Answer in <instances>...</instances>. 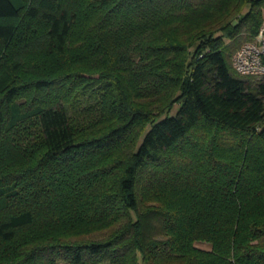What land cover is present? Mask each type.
Here are the masks:
<instances>
[{
  "label": "trees",
  "instance_id": "1",
  "mask_svg": "<svg viewBox=\"0 0 264 264\" xmlns=\"http://www.w3.org/2000/svg\"><path fill=\"white\" fill-rule=\"evenodd\" d=\"M262 20L0 0V264H264V77L231 65Z\"/></svg>",
  "mask_w": 264,
  "mask_h": 264
},
{
  "label": "built area",
  "instance_id": "2",
  "mask_svg": "<svg viewBox=\"0 0 264 264\" xmlns=\"http://www.w3.org/2000/svg\"><path fill=\"white\" fill-rule=\"evenodd\" d=\"M231 65L238 74L264 77V20L256 35L234 52Z\"/></svg>",
  "mask_w": 264,
  "mask_h": 264
},
{
  "label": "rangeland",
  "instance_id": "3",
  "mask_svg": "<svg viewBox=\"0 0 264 264\" xmlns=\"http://www.w3.org/2000/svg\"><path fill=\"white\" fill-rule=\"evenodd\" d=\"M98 234H100V233H98ZM195 245H196V247H199V248L210 249L209 244L206 242H197ZM173 264H179V263H173Z\"/></svg>",
  "mask_w": 264,
  "mask_h": 264
},
{
  "label": "water",
  "instance_id": "4",
  "mask_svg": "<svg viewBox=\"0 0 264 264\" xmlns=\"http://www.w3.org/2000/svg\"><path fill=\"white\" fill-rule=\"evenodd\" d=\"M235 23H236V20L233 21V24H235Z\"/></svg>",
  "mask_w": 264,
  "mask_h": 264
}]
</instances>
